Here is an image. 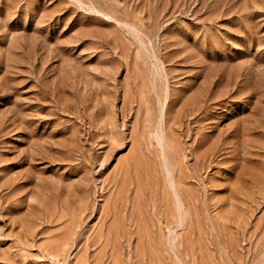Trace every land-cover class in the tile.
Wrapping results in <instances>:
<instances>
[{
    "label": "rangeland",
    "instance_id": "374dc122",
    "mask_svg": "<svg viewBox=\"0 0 264 264\" xmlns=\"http://www.w3.org/2000/svg\"><path fill=\"white\" fill-rule=\"evenodd\" d=\"M0 264H264V0H0Z\"/></svg>",
    "mask_w": 264,
    "mask_h": 264
}]
</instances>
